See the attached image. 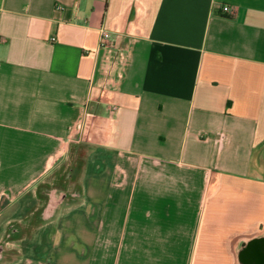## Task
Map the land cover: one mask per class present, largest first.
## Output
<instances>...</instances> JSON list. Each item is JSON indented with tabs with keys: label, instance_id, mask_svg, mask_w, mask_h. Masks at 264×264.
Masks as SVG:
<instances>
[{
	"label": "crops",
	"instance_id": "0c3cea01",
	"mask_svg": "<svg viewBox=\"0 0 264 264\" xmlns=\"http://www.w3.org/2000/svg\"><path fill=\"white\" fill-rule=\"evenodd\" d=\"M263 233L264 0H0V264H242Z\"/></svg>",
	"mask_w": 264,
	"mask_h": 264
},
{
	"label": "water",
	"instance_id": "95a60500",
	"mask_svg": "<svg viewBox=\"0 0 264 264\" xmlns=\"http://www.w3.org/2000/svg\"><path fill=\"white\" fill-rule=\"evenodd\" d=\"M249 242L248 255L242 257V264H264V233Z\"/></svg>",
	"mask_w": 264,
	"mask_h": 264
},
{
	"label": "built area",
	"instance_id": "2783aa9c",
	"mask_svg": "<svg viewBox=\"0 0 264 264\" xmlns=\"http://www.w3.org/2000/svg\"><path fill=\"white\" fill-rule=\"evenodd\" d=\"M222 11L224 13H232L233 10L230 6L225 5L222 7ZM101 44H102V47L111 46L112 44L110 34L104 30L102 31Z\"/></svg>",
	"mask_w": 264,
	"mask_h": 264
},
{
	"label": "rangeland",
	"instance_id": "374dc122",
	"mask_svg": "<svg viewBox=\"0 0 264 264\" xmlns=\"http://www.w3.org/2000/svg\"><path fill=\"white\" fill-rule=\"evenodd\" d=\"M87 210L86 211H84V213H80V215H79V219L81 220V221H85L84 219L85 218H87L88 216H87Z\"/></svg>",
	"mask_w": 264,
	"mask_h": 264
},
{
	"label": "flooded vegetation",
	"instance_id": "af4514ba",
	"mask_svg": "<svg viewBox=\"0 0 264 264\" xmlns=\"http://www.w3.org/2000/svg\"><path fill=\"white\" fill-rule=\"evenodd\" d=\"M1 253V252H0ZM1 255V254H0Z\"/></svg>",
	"mask_w": 264,
	"mask_h": 264
}]
</instances>
